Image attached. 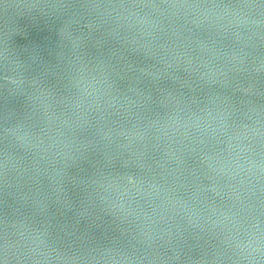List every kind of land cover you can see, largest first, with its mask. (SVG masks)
<instances>
[{"label": "water", "instance_id": "obj_1", "mask_svg": "<svg viewBox=\"0 0 264 264\" xmlns=\"http://www.w3.org/2000/svg\"><path fill=\"white\" fill-rule=\"evenodd\" d=\"M0 264H264V0H0Z\"/></svg>", "mask_w": 264, "mask_h": 264}]
</instances>
